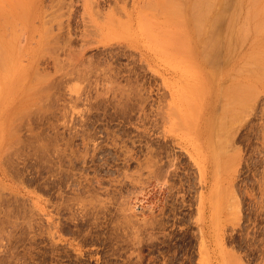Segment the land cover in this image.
I'll list each match as a JSON object with an SVG mask.
<instances>
[{
    "label": "rangeland",
    "instance_id": "rangeland-1",
    "mask_svg": "<svg viewBox=\"0 0 264 264\" xmlns=\"http://www.w3.org/2000/svg\"><path fill=\"white\" fill-rule=\"evenodd\" d=\"M4 1L0 264H264L256 0ZM215 20L249 33L231 61ZM249 81L243 108L223 95Z\"/></svg>",
    "mask_w": 264,
    "mask_h": 264
},
{
    "label": "bare ground",
    "instance_id": "bare-ground-1",
    "mask_svg": "<svg viewBox=\"0 0 264 264\" xmlns=\"http://www.w3.org/2000/svg\"><path fill=\"white\" fill-rule=\"evenodd\" d=\"M3 1H4V0H3ZM197 1H200V2L198 3ZM197 1H194V4L197 2L196 5H194V6H197V9H201V8L203 9L204 4H205L204 1H206V0H203L202 2H201V0H197ZM214 1H215V2H214ZM229 1H230V5H231V3H232L231 0H220V2H219V0H218V4H217V0H210V3H209V2H208V3H209V5H211V7L208 6V8H209V9H214L216 6H217V7L219 6L221 9H230L229 6H228V5H229ZM247 1H248V0H246V2H247ZM256 1H257V0H256ZM256 1H254V2L252 3V5H251V3H249L251 9H253V8H254V9H257V10H254V14L256 13V11H257V13H259V11H263V10H264V9H263V8H264V5H263L264 3L262 4L263 6L261 7V6L259 5L260 2H258V1L256 2ZM260 1H262V0H260ZM4 2H7V1L5 0ZM226 2L228 3L227 6H226V4H227ZM234 2H235V3H234V6H233V7H236V8L239 7L240 9H243V8H244L245 0H234ZM250 2H252V1H250ZM202 3H204V4H202ZM2 5H3V4H2ZM199 6H200V8H198ZM202 6H203V7H202ZM205 6H206V4H205ZM206 7H207V6H206ZM217 7H216V8H217ZM219 7H218V9H220ZM223 7H224V8H223ZM245 7H246V6H245ZM248 7H249V6H248ZM2 8H4V5H3ZM2 8H1L0 10H3ZM216 8H215V9H216ZM236 8H235V9H236ZM261 8H262V10H261ZM193 9H194V7H193ZM195 9H196V7H195ZM248 9H249V8H248ZM248 9H246L247 11L245 10V12H243V14L246 13V12H248ZM258 9H259V10H258ZM16 10H17V12L19 11V9H16ZM25 11H28V9H25ZM29 11H30V10H29ZM29 11H28V12H29ZM195 11H196V10H195ZM238 11H239V10H238ZM197 12H199V11H197ZM235 12H237V11H235ZM230 13H231V12H230ZM230 13H229V14H230ZM239 13H240V12H239ZM248 13H249V12H248ZM248 13H247V14H248ZM252 13H253V11H252ZM257 13H256V15H257V16H260V15L257 14ZM260 13H261V12H260ZM193 14H194V13H193ZM254 14H252V15L256 17V15H254ZM219 15H220V13H219ZM244 15H245V14H244ZM244 15H242V16L245 17ZM248 15H250V17L253 18V16H251V13H249ZM261 15H262V14H261ZM23 16H26V15L23 14ZM237 16H238V15H237ZM237 16H236V17H237ZM194 17H197V16H194ZM236 17H235V15H234L233 13L230 14V15H228V19H229V21L231 22L230 25L234 24V22H235V20H236ZM238 17H239V16H238ZM248 17H249V16H248ZM248 17H247V19H248ZM255 17H254V19H255ZM245 18H246V17H245ZM245 18H244V19H245ZM256 18H257V17H256ZM259 18H260V17H259ZM197 19H198V17H197ZM217 19H220V18H217ZM261 19H262V18H261ZM251 20H252V19H251ZM259 20H260V19H259ZM4 21H5V20H4ZM248 21H249V20H247V22H248ZM260 21H262V20H260ZM260 21H258V22H260ZM6 22H7V21H6ZM6 22H5V23H6ZM215 22L217 23L218 21L215 20L214 23H212V24H215V26H216L217 24H216ZM241 22H242V21H241ZM3 23H4V22H3ZM235 23H236V22H235ZM261 23H262V22H261ZM212 24H211V25H212ZM253 24H254V23H253ZM6 25H7V24H6ZM230 25H229V27H230L229 30H228V29H225V31H226L227 33H226L225 31H223V33H224L223 35L225 36V37H223V38H224L223 41L220 40V34H221V33H219V32L217 33V32H216V31H218V30H217V29H218L217 26L215 27L214 25H212V26H213L212 29H213L214 31L212 30V32H211V33H212V34H211L212 36H214V34H215L214 32H216V34H215L216 36L219 35L218 37L215 36L217 39L214 37V39L216 40L215 42L212 41V44H215V43H216L217 45H218V44H219V45H218V46H217L216 44H215V46L213 45V48H212L213 51H211V52H212V53H215L217 56H219V55L221 54V51L224 50V49L221 47V46H222L221 43L223 42V44H224L223 47L227 50V53H226V52H225V53L227 54L228 61H231V60H232V58H231L232 55H231L230 53L232 52L231 50H232L233 48H237V47H236V43H237L238 41H240V42H242V43H243L244 40L246 41V40H247V39H246V36L249 34V33L246 34V32H245L244 30H242V29H243V28H242V25H244V24H241V23H240L241 26H240V25H239V26H240L241 30L239 29V34H237L238 31H236V30H238L239 27L236 28V26L234 25V27L236 28V30H235V28L232 27V26H230ZM255 25H259V23L257 24V21H256V22H255ZM246 26H247V25H246ZM249 26H250V24H249ZM12 27H13V26H12ZM210 27H211V26H210ZM260 27H263V26L261 25ZM214 28H215V29H214ZM216 28H217V29H216ZM226 28H227V27H226ZM255 28L258 29L259 26H258V27H255ZM255 28H254V29H255ZM248 29H250V28L248 27ZM256 29H255V30H256ZM261 29H262V28H261ZM1 30H2V29H1ZM199 30H200V29H199ZM199 30H198V32H199ZM246 30H247V29H246ZM5 31L7 32V30H5ZM210 31H211V30H210ZM240 31H242V34H241ZM253 31H254V30H253ZM200 32H202V31H200ZM248 32H249V31H248ZM255 32L257 33V32H260V31L257 30V31H255ZM255 32H254V33H255ZM7 33H8V32H7ZM13 34H14V33H13ZM244 34H245V35H244ZM6 35H7V34H6ZM8 35H9V37H10V34H9V33H8ZM255 35H257V34H254V36H255ZM197 36H199V34H198ZM212 36H211V37H212ZM3 37H4V36H3L2 32H0V39L2 40ZM209 37H210V36H209ZM247 37H248V36H247ZM258 37H259V36H258ZM198 38H199V37H198ZM221 38H222V35H221ZM210 39L214 40L213 37L210 38ZM254 39H255V38H254ZM263 39H264V38H263ZM217 42H219V43H217ZM220 42H221V43H220ZM224 42H225V43H224ZM240 42H238V43H240ZM217 47L220 48V49L222 48V50L219 51V49H217ZM215 48H216V49H215ZM0 49H1V48H0ZM214 49H215V50H214ZM2 50H3V49H2ZM217 50L220 52V54H218L219 52H216ZM228 51H230V53H229L230 56H228V55H229V54H228ZM233 52H235V49H234ZM222 53H223V52H222ZM215 54H211V53H210L209 56H213V55H214L213 58L211 57V60H213V59L215 60V59H216V61H217V60H218V57L215 56ZM28 55H29V54H28ZM220 57H221V56H220ZM246 57H247V56H246ZM260 57H261V56H260ZM260 57H259V59H260ZM262 57H263V56H262ZM263 59H264V58H263ZM214 60H213V62H214ZM257 60H258V59H257ZM261 60H262V59H261ZM261 60H260V61H261ZM246 61L248 62V60H246ZM244 62H245V61H244ZM258 62H259V60H258ZM258 62H257V63H258ZM255 63H256V62H255ZM257 63H256V64H257ZM261 63H263L262 67H261V68H260V66L258 67V69L260 68L261 71H260V70H258V71H260V72L263 71V72H264V70H262V68L264 67V62H261ZM261 63H260V64L258 63V64L261 65ZM214 64L216 65L217 63L214 62ZM214 64H213V66H215ZM245 64H246V62L244 63V66H245ZM247 64H248L249 67H243V68H244V69H245V68H247V69L249 68V69H248L249 71L246 70V71H248V72H252V71H254V70H253V66H251V67H252V68H251L250 65H249V64L252 65L253 62H252V63H249V62H248ZM218 66H219V65H218ZM246 66H247V65H246ZM255 66H256V65H255ZM218 68H219V67H218ZM250 69H251V70H250ZM263 69H264V68H263ZM34 70H35V69H34ZM215 70H217V69L214 68V71H215ZM218 70H219V69H218ZM216 72H217V71H216ZM242 72H244V71H242ZM256 72H257V71H256ZM256 72H255V74H256ZM263 72H262V74L264 75ZM214 74H215V73H214ZM253 74H254V73H253ZM215 75H216V74H215ZM251 75H252V74H251ZM256 75H258V74H256ZM258 76H260V75H258ZM229 77H230V76H229ZM254 77H255V76H254ZM215 78H217V77H215ZM260 78H262V77L260 76ZM235 79H236V78H235ZM262 79H263V78H262ZM230 80H231V79H230ZM229 82H231V83H229ZM249 82H250V81H249ZM249 82H248V83H241L242 85H240V84L237 85L236 83H234L235 86H231L230 88H229V86H228V84H227L226 86H227L229 89H226V87H225V89H226V90H225V89L222 87L223 90L227 92V94H226V93L224 94L223 91H221V93L223 92V95H226V96H227V95H230V96H231L230 99H232V98L237 99V98H238V99H237V100H238L237 102L240 103V104H239V106H240L242 103L245 102V100L248 98V96L250 95V93H251L252 90L254 89L253 86H252V85H253L252 82H250V83H249ZM228 83H229V84H233V78H232L231 81H228ZM222 85H223V84H222ZM219 91H220V89H219ZM219 91H218V93H219ZM221 93H219V94H221ZM252 96H253V95H250L249 97H252ZM227 97H228V99H229V96H227ZM252 98H253V97H252ZM235 99H233V100H234L233 102H235ZM249 99H250V98H249ZM250 100H251V99H250ZM230 101H231V100H230ZM247 103H248V102H247ZM224 104H226V102H225ZM228 104H229V101H228V103H227V106H228ZM244 104H245V103H244ZM244 104H243V105H244ZM232 105H234V104H232ZM236 105H237V104H236ZM247 105H249V104H247ZM225 106H226V105H225ZM227 106H226V108H228ZM241 107H242V105H241ZM244 107H245V106H244ZM229 108L231 109V107H229ZM242 108H243V107H242ZM230 109H228V110H230ZM238 109H239L238 111H240V110H241V111H244V110H245V108H244L243 110L240 109V108H238ZM223 110L225 111L226 109L224 108ZM232 111H233V112H232ZM236 111H237V108H234L233 110H230V111H228V112H232V113H234V112H236ZM226 112H227V111L221 113V114H223V118H224V117H225V118H229L228 116H230L229 114H231V113H229V114L227 115V114H225ZM234 114H239V113H234ZM213 115H215V114H213ZM231 115H232V114H231ZM239 115H240V114H239ZM241 115H242V114H241ZM241 115H240V116H241ZM217 116H218V115H217ZM217 116L215 115L216 118H217ZM220 116H221V115H220ZM221 117H222V116H221ZM221 117H220V118H221ZM230 117L233 118V116H230ZM236 117H237V116H236ZM211 118H213V117H211ZM216 118H214V120L211 119V122H208V128H209L210 130H212V132L215 131V123H214V122H215V119H216ZM225 118H224V121H223V120L221 121V122H222V123H221V124H222V129H221V130H223V132H227V131H225V130H226L225 126L227 125V122H230V121H227ZM238 118L240 119L241 117H238ZM238 118H237V120H238ZM229 119H230V118H229ZM229 119H228V120H229ZM225 120H226L227 122H225ZM230 120H232V119H230ZM235 120H236V119H235ZM224 122H225V123H224ZM230 123H231V122H230ZM232 123H233V121H232ZM218 124H219V123H218ZM228 124H229V123H228ZM219 125H220V124H219ZM230 125H231V124H230ZM230 125H229V126H230ZM217 127H218V126H217ZM217 127H216V128H217ZM227 127H228V126H227ZM220 128H221V127L219 126L218 129L220 130ZM227 130H229V129H227ZM229 131L231 132V129H230ZM229 131H228V132H229ZM218 132H222V131H218ZM220 134H221V133H220ZM225 134L228 135L229 133H225ZM222 135H224V134L222 133ZM217 136H218V133H217ZM218 137H219V136H218ZM216 138H217V137H216ZM217 141H218V140H217ZM0 143H1V139H0ZM9 144H10V143H9ZM8 147H10V145H9ZM217 156H218V155H217ZM217 161H218V160H217ZM216 192H217V190H216ZM217 204H218V203H217ZM216 206H217V205H216ZM218 207H219V206H218ZM220 207H221V206H220ZM217 209H218V208H217ZM219 209H220V208H219ZM216 211H217V210H216ZM216 211H215V212H216Z\"/></svg>",
    "mask_w": 264,
    "mask_h": 264
}]
</instances>
